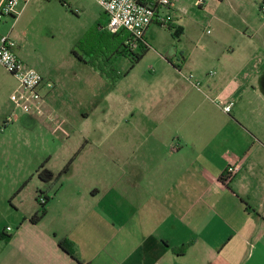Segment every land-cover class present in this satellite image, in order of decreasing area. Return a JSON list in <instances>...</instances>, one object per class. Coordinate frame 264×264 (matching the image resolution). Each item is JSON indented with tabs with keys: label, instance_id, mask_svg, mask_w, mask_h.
I'll return each instance as SVG.
<instances>
[{
	"label": "crops",
	"instance_id": "crops-1",
	"mask_svg": "<svg viewBox=\"0 0 264 264\" xmlns=\"http://www.w3.org/2000/svg\"><path fill=\"white\" fill-rule=\"evenodd\" d=\"M184 1L168 10L182 30L176 14ZM186 1L214 5L207 24L227 27L214 37L223 46L195 54L197 36L186 57L167 60L162 73L121 92L113 89L134 66L112 81L77 60L108 81L102 98L75 91L87 77L74 62L34 69L43 82L29 97L35 109L20 117L55 118L59 126H15L13 107L0 121V167L15 162L13 149L38 129L61 139L59 153H46L39 166L56 175L69 164L54 185L39 180L41 218L33 220L39 210L30 206L3 228L0 214V264H264V0ZM225 3L228 12L218 13ZM229 19L243 28L230 27ZM68 70L80 78L66 77ZM98 100L105 108L95 114ZM228 101L231 110L223 113L217 102ZM234 155L242 167L225 184L221 176ZM60 239L71 243L75 260L58 247Z\"/></svg>",
	"mask_w": 264,
	"mask_h": 264
},
{
	"label": "rangeland",
	"instance_id": "rangeland-1",
	"mask_svg": "<svg viewBox=\"0 0 264 264\" xmlns=\"http://www.w3.org/2000/svg\"><path fill=\"white\" fill-rule=\"evenodd\" d=\"M183 3L181 13L176 14L179 25L183 28L182 34L175 38L166 27L151 24L145 34L147 51L140 61L134 65L132 75L122 76L131 70L132 58L129 55H115L105 64L106 68L104 70L109 74L111 73L110 69H113L123 77L117 82L113 92H121V88L123 90L130 88L133 81L143 82L151 79L149 78L151 76L155 77L162 73L164 63L167 60L176 63L181 53L183 57H186L187 52L196 42L197 36H200V39L197 42L195 54L223 46L225 41L222 39L224 43L215 42L214 37L218 34V31H227V27L214 21H211L210 25L207 24V20L215 11L214 5H202L200 8L197 2L190 3L185 0ZM21 8V13L16 20L9 16L0 17V35L9 33L16 43L18 57L33 69L59 70L74 62V64L82 66L81 73H84L87 77L79 79V85L75 88V91L86 92L91 95L96 92L99 98L106 95L110 90L108 81L104 77L96 75L93 69L79 63L71 54L72 49L75 47L74 50L78 57L86 60V56L76 45L81 42L95 45L98 32L104 30L105 20L96 3L93 0H28L25 4L19 3L17 10ZM226 12H228V6L225 3L218 9V13L226 14ZM229 21L230 27L243 28L236 19H229ZM95 25H98V30ZM174 51H176V54L170 57ZM69 71L65 76L67 77L70 74L75 77L73 73L76 72L71 71L69 73ZM96 72L99 74V70ZM78 78L80 76L75 77V80ZM52 88L51 85L50 89ZM50 89L48 90L53 93L64 92L61 84L56 85L52 90ZM12 94L19 96L23 94V90L14 78L0 68V121L2 118L9 120L14 107L17 114L14 115L12 124L15 126L34 125L45 126L46 128L48 126H59L55 122V118L52 122H48L46 117H36L31 121L21 118L20 116L23 115L20 114L23 109L10 101V95ZM29 108L31 110L35 109L32 105H29ZM104 108V101L98 100V104L93 110H96L95 114H97V112L103 111ZM38 109L46 111L47 107L41 105ZM40 110L35 114H39ZM94 119L98 118L94 117ZM48 131V129H38L34 135L29 134V137H31L29 144L18 143L13 149L16 161L11 163L1 162L0 214L3 228L5 226L11 227L16 218L30 206L40 210L36 189L42 190L45 185L39 181L37 169L39 164L45 161L44 155L46 153L54 150L57 154L59 153L58 146L61 144L60 134H52ZM73 135L71 134V137ZM38 156L42 157V160H39ZM57 156L59 157V155ZM1 158H3L2 155ZM50 167L54 170L58 169L59 160H52Z\"/></svg>",
	"mask_w": 264,
	"mask_h": 264
},
{
	"label": "built area",
	"instance_id": "built-area-1",
	"mask_svg": "<svg viewBox=\"0 0 264 264\" xmlns=\"http://www.w3.org/2000/svg\"><path fill=\"white\" fill-rule=\"evenodd\" d=\"M28 0H0V17L9 16L16 18L18 15L17 6L19 3L25 4ZM102 13L105 15L104 30L109 33H116L124 30L129 34L126 45L135 49L144 37V32L151 24L164 27L172 24L173 18L168 13L169 8L176 0H154V6L144 5L137 0H93ZM259 12L264 13V1L258 7ZM16 43L10 37L9 33L0 36V68L16 80L23 90V94L17 96L12 94L10 100L16 102V105L24 111H28L29 97L43 82L42 76L34 69L23 64L16 54ZM186 79L194 86L199 83L194 82L193 76L189 74ZM48 87H51L48 84ZM223 113H229L232 102H217ZM243 158L237 155L233 156L231 162L226 166L221 176V181L229 183L237 172L241 169ZM46 199L38 194L40 205L45 203ZM9 230V228H7Z\"/></svg>",
	"mask_w": 264,
	"mask_h": 264
},
{
	"label": "trees",
	"instance_id": "trees-1",
	"mask_svg": "<svg viewBox=\"0 0 264 264\" xmlns=\"http://www.w3.org/2000/svg\"><path fill=\"white\" fill-rule=\"evenodd\" d=\"M144 5L154 6V2L152 0H137ZM98 26V25H97ZM96 29L98 30V27ZM166 27L170 30L175 38H178L182 34V29L180 27H175L171 23L167 24ZM129 38V34L124 30H120L116 33H109L106 30H100L98 32V38L96 39V44L91 45L92 43H79L78 46L84 56L85 59H81L75 52V47L72 49L71 54L72 56L84 63L88 66L99 70V73L104 75L105 77L111 79L112 81L120 78L121 75L117 74V71L110 69L111 73L109 74L104 68H106L105 64L109 62L110 58L113 56H130L132 58L130 63V68L137 64L143 55L147 51V46L145 43L144 37L141 41H139L137 47L135 49H131L129 46L126 45V41ZM69 164V163H68ZM68 164L63 168L61 172L54 175L51 171L44 168L43 165L39 166L37 171V177L42 182H50V185H54L59 180L61 173H64L67 170ZM45 213L43 205H40V210L38 215L34 216L33 220L41 218ZM58 247L68 256L75 260L71 243L67 239H60L58 240ZM175 251V250H174ZM182 250L175 251L177 253L181 252Z\"/></svg>",
	"mask_w": 264,
	"mask_h": 264
}]
</instances>
